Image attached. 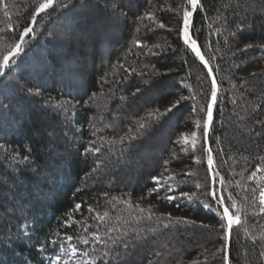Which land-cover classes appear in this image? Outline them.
<instances>
[{
	"label": "trees",
	"instance_id": "trees-1",
	"mask_svg": "<svg viewBox=\"0 0 264 264\" xmlns=\"http://www.w3.org/2000/svg\"><path fill=\"white\" fill-rule=\"evenodd\" d=\"M42 2L0 0V63L32 29L0 76V264H228L209 195L212 79L180 33L191 6L53 0L36 15ZM200 4L190 35L219 86L215 195L241 219L229 264H264V0Z\"/></svg>",
	"mask_w": 264,
	"mask_h": 264
},
{
	"label": "snow or ice",
	"instance_id": "snow-or-ice-1",
	"mask_svg": "<svg viewBox=\"0 0 264 264\" xmlns=\"http://www.w3.org/2000/svg\"><path fill=\"white\" fill-rule=\"evenodd\" d=\"M186 3L188 5L191 6V10H189L187 7L184 8L183 11V18H182V26L180 28V33H181V38L183 39V42L185 45H188L191 50L196 54V56L205 64H207V61H205L204 56L201 54L200 49L197 45V42L194 38L191 37L190 35V29L193 27L192 25V17L195 13V11L199 8L202 7V5L200 4V0H186ZM54 6L53 4V0H44V2L39 3L38 6L35 7V14L39 15L41 13H43L46 9L52 8ZM4 16L7 17L8 16V12L5 10L4 12ZM151 19V17H149ZM31 19L34 21L35 20V15H33L31 17ZM161 28L165 27L164 24H160L159 25ZM11 28V25L9 26ZM32 29L30 27H25L23 29L22 34L20 35V41L21 43H18L15 45V49L12 51H9L6 55L3 56L2 58V63H0V76L5 75V69H10V67L15 63V57L18 56L19 52H21L22 49V43H23V39L24 36H27L29 33H31ZM139 43V42H138ZM247 47H251V45H248ZM13 58V59H10ZM217 84L215 79L213 78L212 80V91H211V98H210V102L207 104V121L205 122V127L207 128L208 125H210L212 123L213 120V105H215L216 101H217ZM178 103V102H177ZM177 105H173V107H176ZM168 111H172V108H169ZM141 127H143V125H141ZM207 133L205 132L204 135H206ZM193 136L195 135V133L192 134ZM193 150H195V142H193V146H192ZM95 151H99V149H94ZM206 151L208 152V156H207V162L209 165V171L212 170L213 165H214V158L213 155L211 153V149L208 148L206 149ZM257 171H261V169H257ZM186 175H191V173H186ZM257 175V172H253L252 173V177L254 178ZM169 179H172V177H169ZM261 179H264V177H262ZM154 182L156 183L157 187L154 189V191L158 192L160 190L161 187H164L166 184V181L163 179V177H153ZM221 183H223V181H221ZM196 187H201L200 184H197ZM167 190H171V186L168 185L167 186ZM257 191L256 188L252 189V192L255 193ZM187 195V194H185ZM209 195L213 196V199L217 200V203H219L222 207V215L220 217L221 221H227V225H226V232L228 235V238H231V233L233 231V226H239L241 225V219L239 215H234L231 211H230V206L225 205L224 202V197L220 196L219 198L216 197L215 193H209ZM165 199L171 201L173 199H175V197L173 196H165ZM229 199H231V197H229ZM259 205H260V211L261 213H264V187H260L259 188ZM204 207H210L209 204L204 203L203 204ZM80 205H77V209H79ZM231 207H235V205H231ZM141 211H143L141 209ZM105 215H107V213H105ZM150 218V217H149ZM100 219H103V217H100ZM221 227L224 228V224L221 223ZM69 240H71V237H68ZM97 240H99V237H96ZM83 243H88L87 240H84ZM72 252L75 253L76 249L73 248ZM224 260L227 261L228 260V256L225 255L224 256ZM53 264H56V262L54 261Z\"/></svg>",
	"mask_w": 264,
	"mask_h": 264
},
{
	"label": "water",
	"instance_id": "water-1",
	"mask_svg": "<svg viewBox=\"0 0 264 264\" xmlns=\"http://www.w3.org/2000/svg\"><path fill=\"white\" fill-rule=\"evenodd\" d=\"M200 49V48H199ZM201 54L203 55L202 51L200 50ZM206 61V60H205ZM204 63V62H203ZM204 66L207 70V72L209 73V75L211 76V79L213 80L214 76L212 74V71H211V68L210 66L207 64L204 63ZM215 79V78H214ZM216 81V79H215ZM216 84H217V97H218V94H219V86H218V83L216 81ZM216 104V103H215ZM214 106V105H213ZM210 130H211V124L207 126V128H205V132L207 133L205 135L206 137V148H210ZM208 153V152H207ZM211 173V177H212V193H215L216 191V176H215V170H214V167L212 168V170L210 171ZM216 194V193H215ZM230 240L231 238L229 239L228 238V235H227V253L226 255L228 256V260H227V263L229 264V257H230Z\"/></svg>",
	"mask_w": 264,
	"mask_h": 264
},
{
	"label": "rangeland",
	"instance_id": "rangeland-1",
	"mask_svg": "<svg viewBox=\"0 0 264 264\" xmlns=\"http://www.w3.org/2000/svg\"><path fill=\"white\" fill-rule=\"evenodd\" d=\"M194 133H195L194 136L192 135L193 133L184 134L182 136V139H183L185 145H189V146L193 145V142L196 141V137H197V133L196 132H194ZM168 178H169V176H167V179ZM71 253H70V256L72 255ZM69 260H70L69 258L61 257V258H55L53 260V262L55 261L56 264H67ZM53 262H52V264H53Z\"/></svg>",
	"mask_w": 264,
	"mask_h": 264
},
{
	"label": "bare ground",
	"instance_id": "bare-ground-1",
	"mask_svg": "<svg viewBox=\"0 0 264 264\" xmlns=\"http://www.w3.org/2000/svg\"><path fill=\"white\" fill-rule=\"evenodd\" d=\"M207 149V148H206ZM209 166V165H208ZM213 167H214V165H213ZM210 175H211V173H210ZM216 176V175H215ZM211 180H212V177H211Z\"/></svg>",
	"mask_w": 264,
	"mask_h": 264
}]
</instances>
